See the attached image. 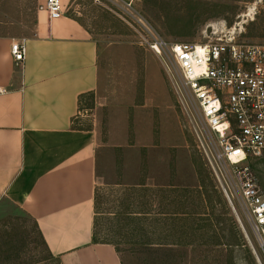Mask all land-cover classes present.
Returning a JSON list of instances; mask_svg holds the SVG:
<instances>
[{"label": "rangeland", "instance_id": "obj_1", "mask_svg": "<svg viewBox=\"0 0 264 264\" xmlns=\"http://www.w3.org/2000/svg\"><path fill=\"white\" fill-rule=\"evenodd\" d=\"M62 3L100 45L98 88L81 98L73 123L98 134V239L117 243L123 264H264L233 167L215 160L169 57L142 45L116 7ZM134 9L169 42L226 35L264 43V0H135ZM38 11L39 0H0V37L33 36ZM248 165L264 191V159ZM0 264H61L35 221L8 200L0 205Z\"/></svg>", "mask_w": 264, "mask_h": 264}, {"label": "crops", "instance_id": "obj_2", "mask_svg": "<svg viewBox=\"0 0 264 264\" xmlns=\"http://www.w3.org/2000/svg\"><path fill=\"white\" fill-rule=\"evenodd\" d=\"M13 41L0 37V205L32 218L61 264H123L114 243L93 242L99 139L73 125L82 96L98 88L100 45L66 10L38 11L20 65Z\"/></svg>", "mask_w": 264, "mask_h": 264}, {"label": "built area", "instance_id": "obj_3", "mask_svg": "<svg viewBox=\"0 0 264 264\" xmlns=\"http://www.w3.org/2000/svg\"><path fill=\"white\" fill-rule=\"evenodd\" d=\"M94 1L109 10L116 7L136 25L142 45L160 58L169 57L179 74L181 92L193 102L209 133L215 160L233 167L241 206L264 254V191L248 165L251 158L264 159V43H242L226 35L206 43L169 42L138 16L135 0ZM39 2L50 19L65 13L62 0ZM10 51L15 64H22L25 40H14ZM6 92L0 85V95Z\"/></svg>", "mask_w": 264, "mask_h": 264}, {"label": "trees", "instance_id": "obj_4", "mask_svg": "<svg viewBox=\"0 0 264 264\" xmlns=\"http://www.w3.org/2000/svg\"><path fill=\"white\" fill-rule=\"evenodd\" d=\"M92 97H93V93H89ZM83 97V96H82ZM80 103H81V99H80ZM97 201H98V194H97V191H96V208H97ZM125 208H126V214H127V216H131L132 215V212H130L129 210L131 209V207H132V204L131 203H128V202H126V205L124 206ZM186 215H188L187 213H185ZM40 235H41V233H40ZM41 237H42V235H41ZM43 239V238H42ZM44 241V240H43ZM101 240H99L98 239V237H97V232H96V230H95V233H94V237H93V242H100ZM45 243V242H44ZM111 243H113V242H111ZM115 245L117 244V243H114ZM116 249H117V251L118 252H121V250L119 249V247L116 245Z\"/></svg>", "mask_w": 264, "mask_h": 264}]
</instances>
